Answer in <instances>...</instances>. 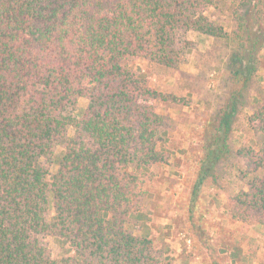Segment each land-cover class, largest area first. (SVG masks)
<instances>
[{
	"label": "trees",
	"instance_id": "1",
	"mask_svg": "<svg viewBox=\"0 0 264 264\" xmlns=\"http://www.w3.org/2000/svg\"><path fill=\"white\" fill-rule=\"evenodd\" d=\"M189 32L231 46L230 90L203 122L194 194L236 167L245 188L228 214L264 226V100L245 113L264 65V0H0V264H174L126 225L166 160L158 145L170 117L157 105L187 104L124 61L176 70L194 50ZM240 118L260 148L236 144ZM49 237L73 255L53 259Z\"/></svg>",
	"mask_w": 264,
	"mask_h": 264
},
{
	"label": "rangeland",
	"instance_id": "2",
	"mask_svg": "<svg viewBox=\"0 0 264 264\" xmlns=\"http://www.w3.org/2000/svg\"><path fill=\"white\" fill-rule=\"evenodd\" d=\"M213 11L209 15L213 16ZM215 15V14H214ZM216 17V15H215ZM222 22V18H220ZM228 32V24H224ZM185 38L193 42L194 50L187 62L176 70L166 69L149 62L128 57L125 65L150 86L169 90L186 100V106L157 105V112L166 115L161 128L158 150H164L165 163L151 167L153 176L144 185L142 214L131 217L127 230L136 236H148L161 256L172 258L176 263V247L182 250V259L204 257V264H230L231 254L238 258L241 246L260 250L264 264V226L234 222L228 214L231 197L245 188L239 181L236 167L220 169L218 185L206 181L194 194L197 168L201 158L200 132L206 116L216 113L222 106L229 90L230 79L227 64L231 46L219 38H211L189 32ZM264 100V65L248 91L245 113L252 115ZM87 99H78L71 110L81 117L87 108ZM235 140L260 148V136L243 119L235 125ZM69 136L74 135L72 128ZM62 149H57L60 158ZM52 174L58 170L57 163H46ZM224 173V174H223ZM230 178H228V176ZM53 259L73 255L62 240L46 239ZM190 251V255L186 252ZM220 251H224L225 254ZM222 254V255H221ZM222 258L218 259V257ZM236 264V263H234Z\"/></svg>",
	"mask_w": 264,
	"mask_h": 264
},
{
	"label": "crops",
	"instance_id": "3",
	"mask_svg": "<svg viewBox=\"0 0 264 264\" xmlns=\"http://www.w3.org/2000/svg\"><path fill=\"white\" fill-rule=\"evenodd\" d=\"M176 247V263L175 264H204V257L196 256L194 254L193 258L189 259H182L183 252L180 250V248ZM242 255H240L238 258L234 257L232 254L229 257L230 264H260L262 257L260 256V250L251 251V247L248 246L247 248L245 246H241L239 248ZM190 251L186 252V255H190ZM221 253L225 254L224 251H220ZM222 255V254H221ZM222 258V256L218 257V259Z\"/></svg>",
	"mask_w": 264,
	"mask_h": 264
}]
</instances>
